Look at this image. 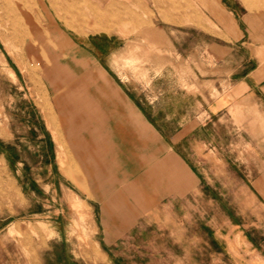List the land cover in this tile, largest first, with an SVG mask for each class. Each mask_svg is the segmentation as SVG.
<instances>
[{
    "label": "rangeland",
    "instance_id": "obj_1",
    "mask_svg": "<svg viewBox=\"0 0 264 264\" xmlns=\"http://www.w3.org/2000/svg\"><path fill=\"white\" fill-rule=\"evenodd\" d=\"M259 65L264 0H0V264H264Z\"/></svg>",
    "mask_w": 264,
    "mask_h": 264
},
{
    "label": "crops",
    "instance_id": "obj_2",
    "mask_svg": "<svg viewBox=\"0 0 264 264\" xmlns=\"http://www.w3.org/2000/svg\"><path fill=\"white\" fill-rule=\"evenodd\" d=\"M101 68L104 69V67L102 66ZM119 86L126 93V95L123 94L124 95L123 102L128 103L132 106V103L134 101H132V99H130L129 97L130 96L129 93L131 90L128 88V85L126 84V82L121 80V84ZM127 93L129 96L127 95ZM263 98H264V66L259 65L256 68H254V70L251 73H248L247 78H243L237 81L234 84L231 92H228L227 95L222 94V97L220 98V100L216 101L211 107H208L207 112L210 113L212 117L215 116L221 121L235 120L238 118L241 119L242 117H241L240 110H242V108H246V109L248 108V105H246V103L247 104L252 103L255 108L258 107V109L260 110L261 105L259 104H261ZM52 113H53L54 119H52V117L47 118L48 126H49L50 121L54 120L56 122V116L53 111ZM140 113L143 114L141 111ZM124 117L127 118V115L125 114ZM50 129L53 133L52 128ZM55 130L58 134V130L56 128ZM52 135H54V133ZM54 138H55L54 140L57 141L56 143H59V142L62 143L59 136H58V140L56 139L55 136ZM91 152L93 153L94 151L87 149L88 157ZM77 155H78V152H77ZM257 188L258 190L260 188V192L264 194V179L257 182ZM5 260L6 259L3 258L1 261L5 262Z\"/></svg>",
    "mask_w": 264,
    "mask_h": 264
},
{
    "label": "bare ground",
    "instance_id": "obj_3",
    "mask_svg": "<svg viewBox=\"0 0 264 264\" xmlns=\"http://www.w3.org/2000/svg\"><path fill=\"white\" fill-rule=\"evenodd\" d=\"M13 73V74H12ZM12 73H10V74H12V76L15 74L14 73V71H12ZM49 126H50V128H52V130H53V132H54V134H55V137H56V139L58 140V134H57V132H56V130H55V127H54V122L53 121H50L49 122ZM58 148H59V150H60V155L58 156V159L60 158V160H61V164H63L64 163V161L62 160V156L61 155H63V153L62 152H64L63 150H64V146H63V144L61 143V142H59L58 143ZM64 156V155H63ZM69 203V202H68ZM70 204V203H69ZM71 205V204H70ZM81 203L80 202H74L73 203V209H76L77 211H78V209L80 208L81 209ZM84 210V209H83ZM86 212V211H85ZM81 214V213H80ZM77 215H79V214H77ZM80 217V216H79ZM84 217H86V216H84ZM82 219V218H81ZM83 234V233H82ZM81 235V234H80ZM83 237H84V235H82ZM87 237V236H86Z\"/></svg>",
    "mask_w": 264,
    "mask_h": 264
}]
</instances>
